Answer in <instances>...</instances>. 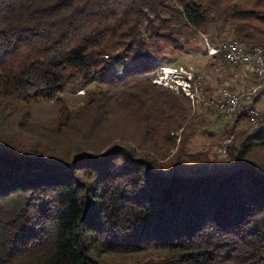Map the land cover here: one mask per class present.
Returning a JSON list of instances; mask_svg holds the SVG:
<instances>
[{"label": "trees", "instance_id": "16d2710c", "mask_svg": "<svg viewBox=\"0 0 264 264\" xmlns=\"http://www.w3.org/2000/svg\"><path fill=\"white\" fill-rule=\"evenodd\" d=\"M211 33L264 54V0H0V264H264V119L236 116L214 164L192 99L154 83Z\"/></svg>", "mask_w": 264, "mask_h": 264}, {"label": "rangeland", "instance_id": "374dc122", "mask_svg": "<svg viewBox=\"0 0 264 264\" xmlns=\"http://www.w3.org/2000/svg\"><path fill=\"white\" fill-rule=\"evenodd\" d=\"M218 37L219 36L213 35V33L207 36L208 39L206 37L205 39H203L204 37H198V39L192 41V43L185 48V51L183 53H177L172 49H167L166 53L163 54L164 57L159 62V73L154 81L156 83V81H158L162 75H165L164 72L166 68L178 69L180 71H182V68L187 72L193 69L196 75H200V77H202V79L199 80L200 83L198 81L196 92L192 91V89H189L190 80H187L184 72H181L180 74L186 79V81H181V83H178V81H176V74L174 73H169V76L167 75L165 77V79L169 81V86L174 85L175 87H178V89L171 88L166 85L163 86H166L175 91H182L186 96H189L192 99L193 106H196L195 117L201 115L199 118H197V120L201 121V123L205 125L204 128H198V134L193 139L190 145V154H200L203 158L207 156L211 159L212 163L224 165L228 161L227 147L231 144V141L225 143V141L228 139L226 137V130L231 128L232 125H235L238 117H222L216 113V110L213 107L212 111L214 114L208 113L206 115H202V113H204V110L202 109L201 105L205 106L204 104H202V101H208L207 98L209 96L215 99L220 98V90L226 87L236 92L243 93L244 91L255 85L256 80L254 76L250 75L244 67H232L228 63H226L227 65H223L222 63H220L223 61L219 59L216 62L212 61V59L207 54L206 41L207 44L216 47V44L219 41L225 40L218 39ZM221 37H227V35L221 34ZM231 38V36H228L226 40L230 41ZM118 70L120 69L113 68L112 72L115 73ZM118 74H121V72H119ZM156 84L162 85L158 82ZM182 84L183 86H180ZM97 85H99V81L90 84L87 89L90 90ZM87 89L76 92L70 91L65 93L62 97L67 99L72 109L78 110L85 103V93L87 92ZM196 94L199 98L198 100ZM259 95V101L257 107L255 108L260 111L261 119H264V93ZM210 101L211 100H209L208 103ZM213 104L215 105V103ZM58 109L59 105L57 102L35 105L32 107L33 121L47 128L54 127L58 118ZM240 113L241 112H239V114ZM246 123L247 121L238 122V124H236L237 127L235 128V130H241L243 127H245ZM164 147L167 151H170L172 155H174L176 151L175 148L167 143L164 144ZM198 158H200V156H198Z\"/></svg>", "mask_w": 264, "mask_h": 264}, {"label": "built area", "instance_id": "2783aa9c", "mask_svg": "<svg viewBox=\"0 0 264 264\" xmlns=\"http://www.w3.org/2000/svg\"><path fill=\"white\" fill-rule=\"evenodd\" d=\"M203 37L205 39V36ZM206 45L207 54L212 61L216 62L218 59H221L232 67H244L256 80V84L243 93L236 92L227 87L223 88L220 90V98L215 99L212 97L213 101L209 104L210 107H213L218 114L231 118L238 116L239 112H248L250 119H257L258 123L261 119V113L255 108L254 101L257 95L264 90V54L262 50L259 48H248L246 44L237 40L226 41L217 46L216 50H208L207 41ZM181 70L182 71L166 68L165 77L166 73H174L176 77H178V74L184 72L187 80H190L189 89L193 91L194 86H198V81L201 80L202 77L196 76L193 69L188 72L184 71L182 68ZM166 83H169V81L166 80ZM198 99L197 97V100ZM213 103H215V105Z\"/></svg>", "mask_w": 264, "mask_h": 264}, {"label": "bare ground", "instance_id": "6f19581e", "mask_svg": "<svg viewBox=\"0 0 264 264\" xmlns=\"http://www.w3.org/2000/svg\"><path fill=\"white\" fill-rule=\"evenodd\" d=\"M212 45H209L208 44V50H216L217 47H213ZM230 65V64H229ZM165 74V72H164ZM169 73H166V76L168 75ZM171 74V73H170ZM164 76V77H163ZM169 76V75H168ZM162 77V78H161ZM158 81H156V83L158 82L159 84H162L163 85H166V86H169V83H166V79H165V75H162ZM169 78V77H168ZM179 86V85H178ZM183 86V85H182ZM169 87L171 88H175V89H178V87H175L174 85H170ZM178 91V90H177ZM179 92V91H178ZM189 95V94H188ZM188 97V96H187ZM242 113V112H241ZM248 113V112H246ZM254 123H257V119H252Z\"/></svg>", "mask_w": 264, "mask_h": 264}, {"label": "clouds", "instance_id": "9594fccd", "mask_svg": "<svg viewBox=\"0 0 264 264\" xmlns=\"http://www.w3.org/2000/svg\"><path fill=\"white\" fill-rule=\"evenodd\" d=\"M175 79H177L176 81H178V83H181V81H186V79L181 74H178V77H176ZM182 85H180V86H182Z\"/></svg>", "mask_w": 264, "mask_h": 264}]
</instances>
